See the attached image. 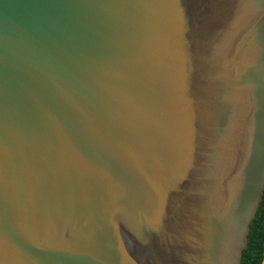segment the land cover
I'll list each match as a JSON object with an SVG mask.
<instances>
[{"label": "water", "instance_id": "obj_1", "mask_svg": "<svg viewBox=\"0 0 264 264\" xmlns=\"http://www.w3.org/2000/svg\"><path fill=\"white\" fill-rule=\"evenodd\" d=\"M264 196V0H0V264H243Z\"/></svg>", "mask_w": 264, "mask_h": 264}, {"label": "trees", "instance_id": "obj_2", "mask_svg": "<svg viewBox=\"0 0 264 264\" xmlns=\"http://www.w3.org/2000/svg\"><path fill=\"white\" fill-rule=\"evenodd\" d=\"M243 264L264 263V196L256 217L251 223L248 247L244 250Z\"/></svg>", "mask_w": 264, "mask_h": 264}, {"label": "flooded vegetation", "instance_id": "obj_3", "mask_svg": "<svg viewBox=\"0 0 264 264\" xmlns=\"http://www.w3.org/2000/svg\"><path fill=\"white\" fill-rule=\"evenodd\" d=\"M264 264V263H263Z\"/></svg>", "mask_w": 264, "mask_h": 264}]
</instances>
